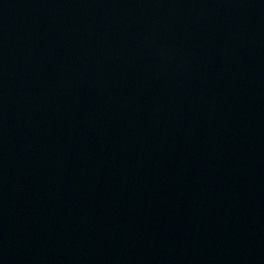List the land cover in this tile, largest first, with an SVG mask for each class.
Here are the masks:
<instances>
[{
    "label": "water",
    "instance_id": "1",
    "mask_svg": "<svg viewBox=\"0 0 264 264\" xmlns=\"http://www.w3.org/2000/svg\"><path fill=\"white\" fill-rule=\"evenodd\" d=\"M0 264H264V0H0Z\"/></svg>",
    "mask_w": 264,
    "mask_h": 264
}]
</instances>
